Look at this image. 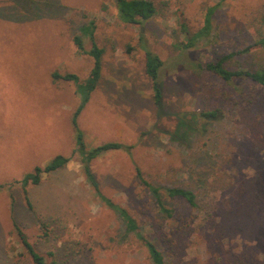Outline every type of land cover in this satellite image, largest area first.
Masks as SVG:
<instances>
[{
  "label": "rangeland",
  "instance_id": "obj_1",
  "mask_svg": "<svg viewBox=\"0 0 264 264\" xmlns=\"http://www.w3.org/2000/svg\"><path fill=\"white\" fill-rule=\"evenodd\" d=\"M152 1H170L167 14L129 25L116 0H0V264H33L15 224L47 264H151L146 247L86 180L74 154L72 118L80 97L73 82L53 80L54 72L89 76L93 58L79 53L74 39L90 20L105 55L79 127L89 149L105 142L134 147L92 161L102 193L129 211L169 264H263L244 217L256 213L250 199H264V88L228 84L212 73L197 77L179 62H217L252 45L264 34V0H227L211 36L189 53L174 51L173 31L183 20L193 36L219 0ZM84 43L90 50V39ZM146 49L163 61L164 108L154 103ZM251 59L264 63V50H252ZM251 90L263 96L254 106L243 100ZM210 111L218 117L197 116ZM57 155L71 161L29 184L30 207L21 181ZM137 168L161 188L173 218L160 212ZM192 186L204 187L198 209L164 191ZM257 213L263 228L264 210ZM222 217L246 230L222 234Z\"/></svg>",
  "mask_w": 264,
  "mask_h": 264
},
{
  "label": "trees",
  "instance_id": "obj_2",
  "mask_svg": "<svg viewBox=\"0 0 264 264\" xmlns=\"http://www.w3.org/2000/svg\"><path fill=\"white\" fill-rule=\"evenodd\" d=\"M226 2L227 0H219L216 4L209 6L206 9L204 26L193 36L189 34L187 26L182 20L179 23V28L173 31L174 41L172 44V48L174 49V51L180 53H189L190 50L194 48L199 41L209 38L214 28V16L224 6ZM170 5V1H163L158 4L152 0H116V7L120 19L124 23L129 25H141L156 17L165 16L170 8ZM96 29L97 26L95 21L90 20L80 28L79 35H77L74 39L78 52L81 54L89 55L93 58V67L89 76L85 79H82L78 75L73 73H53L54 81L63 80L67 82H73L76 86L77 94L80 97V104L75 110L72 118V126L74 129L75 137L74 154L79 155L86 176V180L93 188L95 195L99 199H101L108 207L118 213L120 218L125 222L128 232L135 233V236L138 241L141 242L148 250L151 264H169L165 258L163 251L154 241L146 237V235L142 232L136 219L129 213V211L126 208L114 203L110 198L106 197L102 193L98 179L91 168L92 161L101 157L105 153L125 149L129 152V154H131L134 148L133 146H126L119 142H105L89 149L85 142V134L78 124V118L80 114L82 113L86 105L89 103L92 93L96 90L102 79L103 57L105 55V49L101 48L97 44L95 35ZM85 38L90 39V50L86 49L84 43ZM254 49L264 50V34L262 32L258 33V39H256L252 45H248L243 49L238 50L237 52L230 53L217 62H209L204 64L195 61H188L187 63L181 60L179 62V66L181 68L192 70L197 77H200L203 74L212 73L220 77L224 82L228 84H235L238 82L246 84L252 83L264 88V63L258 64L251 59L252 50ZM145 54L146 74L152 82L154 103L158 107L164 108V86L160 79L163 61L157 54L153 53L148 49L145 50ZM262 97L263 96L258 95L257 92H255L254 90H251L248 94L244 95L243 100L248 102V105L254 106ZM197 116L201 119H215L218 117V112H202ZM195 117L193 118L196 119ZM178 124L179 127L186 126L188 130H193L194 128L192 123H188L185 121H180ZM177 132L179 134V130ZM207 158L208 155L203 157V160ZM70 161L71 157L57 155L52 158V160L49 161L46 165L37 166L32 172H29L24 176L23 180L21 181V185L25 200L27 201V204L30 207L31 201L29 199V184L39 185L44 175L51 174L60 169L65 168ZM136 173L140 181L147 187V189L155 198V203L160 212L165 214L166 218H173V211L165 207L161 188H158L146 181L143 177L142 172L138 168L136 169ZM262 175L263 173H260L259 176L262 177ZM203 189L204 187H199L198 189L197 186L170 187L164 191L166 192L168 197L181 198L192 209H198L200 199L199 195H202L200 190ZM202 193L204 194V192ZM251 201L253 207L257 208L256 213L247 215V217H244V220L245 222L249 221V223L251 224V234L254 235L256 239H258L256 241L259 244L260 248L262 247L264 253V226L263 228H261V226L259 225V220H256L258 214L257 211L260 212L261 210H264V199H250V202ZM261 201L263 202V208L259 209L258 202ZM233 212L234 209L232 208V213ZM225 217L221 218L222 227L219 232H221L222 234L232 227H239L241 231L246 230L244 223L240 225L239 221L235 219H232V223H228ZM201 228L203 227L201 226ZM15 230L18 232L21 241L25 247V250L27 251V254L29 255L33 264H47L45 257L34 248V246L29 242L28 238L21 231L20 227H18L17 224H15ZM211 233L213 234L214 230ZM240 262L244 264L243 260L240 259H237V262H235V264H238ZM252 262L253 260L250 261V264H253Z\"/></svg>",
  "mask_w": 264,
  "mask_h": 264
}]
</instances>
